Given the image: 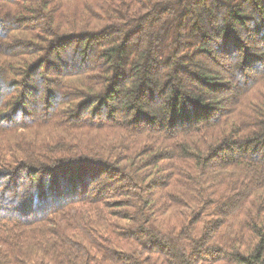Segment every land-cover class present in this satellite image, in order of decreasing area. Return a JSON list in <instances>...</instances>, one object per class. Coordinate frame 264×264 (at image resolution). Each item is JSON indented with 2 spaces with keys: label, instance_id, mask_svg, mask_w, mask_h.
Instances as JSON below:
<instances>
[{
  "label": "trees",
  "instance_id": "16d2710c",
  "mask_svg": "<svg viewBox=\"0 0 264 264\" xmlns=\"http://www.w3.org/2000/svg\"><path fill=\"white\" fill-rule=\"evenodd\" d=\"M0 264H264V0H0Z\"/></svg>",
  "mask_w": 264,
  "mask_h": 264
}]
</instances>
